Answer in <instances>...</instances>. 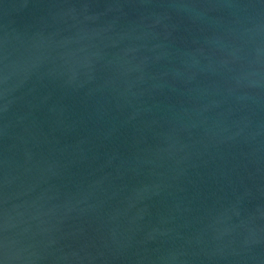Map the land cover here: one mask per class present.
<instances>
[{"label": "water", "instance_id": "water-1", "mask_svg": "<svg viewBox=\"0 0 264 264\" xmlns=\"http://www.w3.org/2000/svg\"><path fill=\"white\" fill-rule=\"evenodd\" d=\"M0 264H264V0H0Z\"/></svg>", "mask_w": 264, "mask_h": 264}]
</instances>
